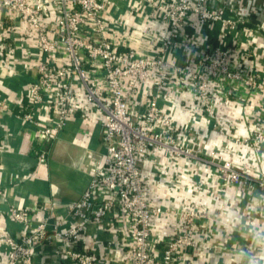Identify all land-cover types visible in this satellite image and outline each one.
<instances>
[{"label":"built area","instance_id":"obj_1","mask_svg":"<svg viewBox=\"0 0 264 264\" xmlns=\"http://www.w3.org/2000/svg\"><path fill=\"white\" fill-rule=\"evenodd\" d=\"M146 4L140 24L118 19L110 26L106 0H0L12 19L10 33L25 28L42 54L37 77L32 69L26 71L30 80L21 98L27 104L21 98H0V116L14 117L48 145L76 113H97L105 148L103 164L93 169L79 199L67 206L74 217L67 228L53 221L47 209L39 221L29 209H9L8 222L15 227L0 231L5 257L0 264H30L41 245L55 242L69 264H113L116 239L105 245L95 239L85 251L75 243L88 225L103 228L118 219L120 240L128 250L118 264H247L254 255L243 230L222 223L221 206L231 193L247 222L264 221L250 211L253 198L264 194V65L259 75L247 62L252 56L264 58V12L242 6L241 0ZM250 16L254 29L245 25ZM154 22L164 23L165 31L153 30ZM132 41H144L151 52L142 53ZM3 65L12 72L0 55ZM138 94L141 100L134 108L130 100ZM231 103L244 109V134H230L235 118L220 116ZM180 109L190 117L181 120ZM203 124L205 133L199 134ZM221 140L231 148L220 147ZM234 146L243 151L237 158ZM38 156L46 161L48 148ZM149 182L156 192L172 190L180 197L211 182L217 204L211 212L173 206L168 194L155 197ZM160 221L166 228L155 231ZM100 248L106 257H100ZM240 248L243 257L236 256Z\"/></svg>","mask_w":264,"mask_h":264},{"label":"crops","instance_id":"obj_2","mask_svg":"<svg viewBox=\"0 0 264 264\" xmlns=\"http://www.w3.org/2000/svg\"><path fill=\"white\" fill-rule=\"evenodd\" d=\"M106 2L108 7L107 21L110 26L113 21L118 19L131 25H138L144 21L143 11H148L146 0H106ZM241 5L245 7L254 5L264 12V0H241ZM55 17V11H50L49 19ZM11 20L6 9L0 6V55L13 66L12 72H8L4 65L0 66V98H10L11 101H14L13 99L19 100L21 98L25 83L30 80L26 71L32 69L33 76L37 77L35 67L36 63L42 59V54L37 40L34 37H29L23 26L20 27L23 29L18 35L10 33ZM248 20L245 25L254 29L255 17L250 16ZM151 26L158 33L165 31L166 28L164 23L159 22H154ZM10 35L12 36L9 37ZM14 38L16 41L13 40ZM17 43H19L18 46H16ZM130 44L140 49L142 53L149 54L151 52L144 41L138 43L132 41ZM247 62L252 69L259 71L257 74H263L261 66L264 65V58L257 61L256 56H252L248 57ZM140 100L141 95L138 94L131 97L130 103L132 105L137 104L134 107L137 108ZM19 101L27 104L25 97ZM231 105L232 108L224 110L225 113L221 111L220 116L224 120L231 117L235 118L236 127L228 128L230 134H244L247 128L244 120V109L233 103ZM251 106L254 109L258 108L255 104H251ZM250 110L252 111V109ZM99 117L97 113L93 112L87 117H82L76 113L74 118L66 123L57 138L46 145L37 138L30 127L20 126V123L12 116L6 114L0 116V231H7L15 227L8 222V212L11 207L29 209L30 216L35 221L41 220L45 214V209H47L53 221L61 220L65 228L70 226L74 217L67 214L68 204L79 199L88 186L93 169L103 164L105 148L102 142L103 129L98 121ZM189 117V112L184 111L182 113L181 109L179 110L181 120H186ZM197 132L199 134L205 133L204 124ZM215 140L214 136L210 137L211 143L215 144ZM226 142L227 140H221L218 145L224 150H229L231 147ZM8 143L11 146L6 147L4 144L7 145ZM42 148H48L46 161H42L38 156ZM233 152L235 158L243 154V151L241 152L240 148L235 146ZM143 170L145 172V168ZM206 173L209 174V172ZM211 177L212 171L210 170V175L206 181ZM211 182H202L201 187L194 189L192 193H186L183 197L172 190L161 192L170 196V203L173 206L179 204L188 207H200L202 210L211 212L210 208L217 204L216 195L210 194L211 189H215L210 184ZM148 188L155 192V197L162 194L155 191L151 182L148 183ZM180 189L182 188L178 187L176 191L180 193ZM239 213L245 216L244 210H240ZM254 217L262 220L264 212L255 213ZM119 224V219L106 224L103 228L90 224L82 234L81 239L75 243V246L77 249L85 251L95 239H98L101 245H105L111 239H116L119 246L113 264H118L120 259H126L128 252L127 247L120 240L122 232L118 227ZM165 228V224L160 221L154 230L162 231ZM237 236L235 232V237L237 238ZM244 239L248 242L247 237ZM216 254L218 255L219 252ZM99 255L102 258L107 256L101 248ZM4 259V254L0 252V262ZM211 263H213V258ZM30 264L69 263L63 257L61 245L55 242L41 245L30 259Z\"/></svg>","mask_w":264,"mask_h":264},{"label":"clouds","instance_id":"obj_3","mask_svg":"<svg viewBox=\"0 0 264 264\" xmlns=\"http://www.w3.org/2000/svg\"><path fill=\"white\" fill-rule=\"evenodd\" d=\"M252 209L256 214L264 212V194L253 198ZM223 215L222 223L228 228L236 230L240 228L248 239V247L254 255L248 258L247 264H264V221L258 223L247 222L246 218L240 215L237 201L232 194L229 199L221 206ZM245 251L243 248L236 250L237 257H243ZM237 264L242 262L237 261Z\"/></svg>","mask_w":264,"mask_h":264}]
</instances>
